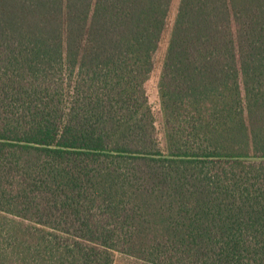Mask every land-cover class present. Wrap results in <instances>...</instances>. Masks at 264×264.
<instances>
[{"label":"trees","instance_id":"obj_1","mask_svg":"<svg viewBox=\"0 0 264 264\" xmlns=\"http://www.w3.org/2000/svg\"><path fill=\"white\" fill-rule=\"evenodd\" d=\"M0 0V264H264V0Z\"/></svg>","mask_w":264,"mask_h":264},{"label":"rangeland","instance_id":"obj_2","mask_svg":"<svg viewBox=\"0 0 264 264\" xmlns=\"http://www.w3.org/2000/svg\"><path fill=\"white\" fill-rule=\"evenodd\" d=\"M179 1L180 0H172V4H171L169 16H168L167 28L163 34L161 43L159 45V49L154 55V69H153V72L150 78L145 84L149 102L152 106L153 113L156 119V125L160 133L162 130V113H161L160 99H159V93H158V81H159V76L161 72L164 54H165L166 47L168 44L170 29L173 25V22H174L176 13H177ZM115 264H148V263L144 262L143 260L132 257V256H128L125 254H118Z\"/></svg>","mask_w":264,"mask_h":264}]
</instances>
